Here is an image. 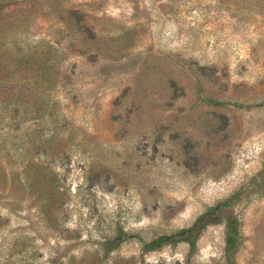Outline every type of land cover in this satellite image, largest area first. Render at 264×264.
Segmentation results:
<instances>
[{"label":"rangeland","instance_id":"1","mask_svg":"<svg viewBox=\"0 0 264 264\" xmlns=\"http://www.w3.org/2000/svg\"><path fill=\"white\" fill-rule=\"evenodd\" d=\"M41 41L44 115L0 123V264H264V0H0V42ZM225 201L194 254L144 251Z\"/></svg>","mask_w":264,"mask_h":264},{"label":"trees","instance_id":"2","mask_svg":"<svg viewBox=\"0 0 264 264\" xmlns=\"http://www.w3.org/2000/svg\"><path fill=\"white\" fill-rule=\"evenodd\" d=\"M41 43L47 48L45 52L36 50L33 43L23 48L17 44L9 45L0 42V123L11 126V124L41 118L44 115L42 110L44 104L38 103L37 96L38 99L35 102L27 101L26 98L42 87L47 89L49 86L46 84L53 85L48 79L57 71L60 53L52 44L45 41ZM19 95L24 96L22 101L25 104L19 105ZM27 104L32 109L25 108ZM230 206L231 202L225 201L209 208L192 226L151 240L145 244L144 251L155 252L169 245L186 242L190 246L191 254H194L202 232L209 225L223 222L222 215ZM225 223L226 255L227 260L232 262L241 243V221L230 214L225 218Z\"/></svg>","mask_w":264,"mask_h":264}]
</instances>
